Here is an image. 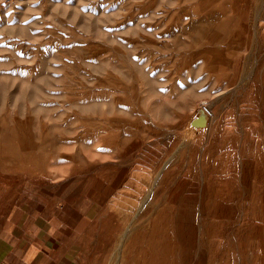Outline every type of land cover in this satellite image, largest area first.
Wrapping results in <instances>:
<instances>
[{
  "label": "rangeland",
  "instance_id": "374dc122",
  "mask_svg": "<svg viewBox=\"0 0 264 264\" xmlns=\"http://www.w3.org/2000/svg\"><path fill=\"white\" fill-rule=\"evenodd\" d=\"M58 213L63 264H264V0H0V233Z\"/></svg>",
  "mask_w": 264,
  "mask_h": 264
},
{
  "label": "crops",
  "instance_id": "0c3cea01",
  "mask_svg": "<svg viewBox=\"0 0 264 264\" xmlns=\"http://www.w3.org/2000/svg\"><path fill=\"white\" fill-rule=\"evenodd\" d=\"M81 223L82 218L71 221L58 213L20 233H0V264H63L65 239L80 232Z\"/></svg>",
  "mask_w": 264,
  "mask_h": 264
},
{
  "label": "bare ground",
  "instance_id": "6f19581e",
  "mask_svg": "<svg viewBox=\"0 0 264 264\" xmlns=\"http://www.w3.org/2000/svg\"><path fill=\"white\" fill-rule=\"evenodd\" d=\"M208 126V125H207Z\"/></svg>",
  "mask_w": 264,
  "mask_h": 264
}]
</instances>
